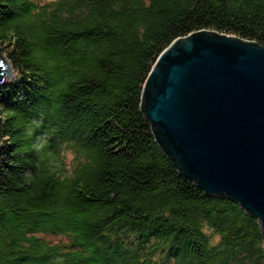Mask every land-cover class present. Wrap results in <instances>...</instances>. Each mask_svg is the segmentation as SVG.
Returning a JSON list of instances; mask_svg holds the SVG:
<instances>
[{"label": "trees", "instance_id": "obj_1", "mask_svg": "<svg viewBox=\"0 0 264 264\" xmlns=\"http://www.w3.org/2000/svg\"><path fill=\"white\" fill-rule=\"evenodd\" d=\"M200 32L264 49V0H0V264H264L257 220L143 113L157 58Z\"/></svg>", "mask_w": 264, "mask_h": 264}, {"label": "water", "instance_id": "obj_2", "mask_svg": "<svg viewBox=\"0 0 264 264\" xmlns=\"http://www.w3.org/2000/svg\"><path fill=\"white\" fill-rule=\"evenodd\" d=\"M175 41L145 82L143 113L183 177L237 204L264 239V49L209 32ZM6 75L0 58V86Z\"/></svg>", "mask_w": 264, "mask_h": 264}, {"label": "rangeland", "instance_id": "obj_3", "mask_svg": "<svg viewBox=\"0 0 264 264\" xmlns=\"http://www.w3.org/2000/svg\"><path fill=\"white\" fill-rule=\"evenodd\" d=\"M0 58L3 60V62L5 63V65L7 64L8 66H10L9 63L5 60V58L3 56L0 55ZM10 70H11V76H10V78L6 82H3L2 85H1V87H5V86L9 85L14 80L15 75H14V72L12 71L11 67H10ZM0 149H1V145H0ZM71 159H72V156L69 155L68 156V161H70ZM48 239L51 240V241H57L56 238L48 237Z\"/></svg>", "mask_w": 264, "mask_h": 264}, {"label": "bare ground", "instance_id": "obj_4", "mask_svg": "<svg viewBox=\"0 0 264 264\" xmlns=\"http://www.w3.org/2000/svg\"><path fill=\"white\" fill-rule=\"evenodd\" d=\"M176 42V41H175ZM174 42V43H175ZM173 43V44H174ZM6 67H7V75H6V78H5V80H4V82H6L9 78H10V76H11V70H10V66H8L7 64L5 65Z\"/></svg>", "mask_w": 264, "mask_h": 264}]
</instances>
